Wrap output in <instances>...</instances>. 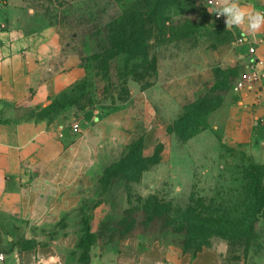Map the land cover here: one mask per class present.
Instances as JSON below:
<instances>
[{
	"label": "rangeland",
	"instance_id": "obj_1",
	"mask_svg": "<svg viewBox=\"0 0 264 264\" xmlns=\"http://www.w3.org/2000/svg\"><path fill=\"white\" fill-rule=\"evenodd\" d=\"M133 1L11 0L23 8L30 28H62L65 41L83 57L89 75L75 90L60 95L59 104L73 96L83 103L84 95L91 91L99 119L110 111L123 110L126 121L116 140L95 135L85 139L71 122L74 137L65 144L63 156L25 166L20 191L0 204V253L16 247H46L65 253L70 264H90L92 260L123 264L121 257H136L155 246L164 252L178 251L188 260L201 245L200 253L210 251L217 259L216 263L205 260V264H264V209L252 233L233 223L234 217H241L253 204L249 174L262 170L251 147L253 124L242 122L235 76L230 77L229 89L218 86L226 79L225 73L240 66L231 33L213 17L207 0H178L170 10L171 36L163 44L130 63L125 55L115 57L106 76L97 75L96 60L91 56L99 52V40L86 35L87 27L115 21ZM155 39L153 36L151 41ZM205 96L214 98L202 117L207 127L180 141L169 132L170 127L186 105ZM52 110L60 111V106ZM138 142L146 155L163 143L158 168L144 180V173L136 180L141 167L136 164L128 179L116 180L114 189H104L98 180L104 167ZM66 150L87 154L75 158ZM83 163L102 168L92 175L93 185L78 172L77 166ZM153 196L171 207V212L186 209L196 215L194 222L186 227L178 222L144 221L156 211L161 214L159 206L145 208L147 198ZM128 207L136 210L139 223L132 227L109 224L110 230L126 237L94 236L111 216L123 218ZM213 213L223 215L225 222L201 225L197 215L211 218ZM215 232L220 234L212 235Z\"/></svg>",
	"mask_w": 264,
	"mask_h": 264
},
{
	"label": "crops",
	"instance_id": "obj_2",
	"mask_svg": "<svg viewBox=\"0 0 264 264\" xmlns=\"http://www.w3.org/2000/svg\"><path fill=\"white\" fill-rule=\"evenodd\" d=\"M239 2L250 10L264 11V0ZM24 12L11 0H0V204L20 191L27 164L31 165L38 159L51 160L63 156L65 144L74 137L69 127L74 120L78 119V132L82 131L85 139L95 135L110 140L120 139L126 121L123 110H115L103 119H99L94 108L79 113L73 105H68L57 114L46 112L54 99L87 76V69L80 52L65 41L62 28L44 25L32 29ZM229 31L233 35L231 41L242 69L250 59L251 46L257 48L256 57H264V29L255 35L236 28ZM239 37L243 41L240 42ZM261 85L264 86V81L239 91L241 99L238 103L244 116L242 122L253 124L252 151L264 163V123L261 121L264 116V87ZM66 151L67 155L75 158L87 154L86 151ZM158 165L160 163L154 169L145 171L143 180L147 174L154 173ZM77 167L90 185L95 183H92V175L102 170L92 163ZM162 250L160 246H155L136 257L128 255L121 259L123 264L217 262L210 251L199 252L186 260L187 255L182 256L178 251ZM3 254L0 264H70L65 253L46 247H16ZM90 264L102 263L92 260Z\"/></svg>",
	"mask_w": 264,
	"mask_h": 264
},
{
	"label": "trees",
	"instance_id": "obj_3",
	"mask_svg": "<svg viewBox=\"0 0 264 264\" xmlns=\"http://www.w3.org/2000/svg\"><path fill=\"white\" fill-rule=\"evenodd\" d=\"M177 1L178 0H135L131 5L128 6L127 9H124L123 13H121L119 18L115 21L111 23L102 21L98 23L94 22L92 25H90V27H87V30L90 32V34L87 32L86 35L92 37L95 36L97 40H99L100 50L98 53H95L91 56L96 60V63L93 65L96 74H103L106 76L107 72L110 70V60L115 57L122 58L125 55L126 61L130 63L134 58H137L140 55L148 56V51L153 46L163 44L169 38V36H171L169 35V30L172 29V26L169 24L170 18L172 16L170 10L177 3ZM209 9L211 10V14L214 17L213 10L210 7ZM218 21H220L223 27L226 28L224 21ZM87 30H85V32ZM153 36H155L156 39L151 41ZM231 38H233V35H231ZM84 66L87 69L88 76L89 70L86 65ZM241 71V65L239 66V69L238 67H234V69L225 73L227 74L226 79L218 82V86L221 87V89L223 87L229 89V83L231 81L230 77L235 76V82ZM85 78L79 81V83L74 85L71 89L75 90L81 82L85 81ZM222 93L223 91L220 92V95ZM84 98L86 101L83 103L80 102V99L77 96H73L71 98H67V100H62L63 102L60 104V99L56 98L45 110L51 115L61 112L68 105H73L77 110L93 108L94 97H92L91 91L90 93H86ZM212 101H214L213 97L205 96L200 97L196 101L186 105L183 114L170 127L169 132L175 134L180 141H186L200 133L204 128L207 127V123L202 119V117L207 114V106ZM58 105L60 106V111L52 110ZM111 112L113 111H110L109 113ZM163 149V143H159L157 149L152 154L146 155L143 152V146H141L139 142L137 144H132L131 148L127 152H124L121 158L111 161L107 166L104 167L101 176L98 179L99 183L102 184L106 190L114 189V182L122 178L128 179L130 171L136 164L141 165L140 170L138 171V178L136 179L139 180L145 171L151 170L155 165L163 161V158L161 157ZM258 162V166L261 168L262 172L260 174L251 172L248 176L252 185V192L250 193V197L252 198L253 202L252 207H250L247 212L242 213L241 217L236 216L233 218L234 224L245 227L244 230H247L249 233H252L255 230L257 219L264 209V163L260 161ZM146 201L148 203L145 206L146 209L148 207H153V205L156 207L159 206L161 209V214L157 215L156 211V214L145 217V220L142 219L146 222L154 220L160 222L162 225H174L178 222L187 227L188 225L192 224L196 218L194 217L196 215L191 214L186 209L180 210L179 212H171V207L166 208L167 205L154 196L147 198ZM135 212L136 210L134 208L128 207L121 214L123 216V218H120L121 220L114 219L111 216L109 220H107V223H102L100 230L94 236L96 238L98 236L100 238L107 236L109 240H113L116 237H126L127 234L120 236L121 234L117 235V232L110 230L109 224L112 226L116 223L132 227L136 223H139L138 214ZM191 212H195V210L193 209ZM197 216L198 219H201L200 222L202 221L201 225L212 224L217 226L218 224L222 225V223H224L226 220L223 215L216 217L214 213L211 218H205L201 215ZM109 230L111 232L106 235V232ZM218 234L220 233L215 232L212 235ZM243 235L246 236V231ZM198 237L201 238L203 236L198 235ZM202 248L203 247L199 245L194 252V255L201 251Z\"/></svg>",
	"mask_w": 264,
	"mask_h": 264
},
{
	"label": "clouds",
	"instance_id": "obj_4",
	"mask_svg": "<svg viewBox=\"0 0 264 264\" xmlns=\"http://www.w3.org/2000/svg\"><path fill=\"white\" fill-rule=\"evenodd\" d=\"M215 5V15L225 18L227 30L236 28L255 35L264 29V11L250 10L239 0H215Z\"/></svg>",
	"mask_w": 264,
	"mask_h": 264
},
{
	"label": "built area",
	"instance_id": "obj_5",
	"mask_svg": "<svg viewBox=\"0 0 264 264\" xmlns=\"http://www.w3.org/2000/svg\"><path fill=\"white\" fill-rule=\"evenodd\" d=\"M207 5L213 10L214 17L218 20L224 21V17H217L215 15V0H207ZM240 42L243 41L242 37L238 39ZM257 48L255 46H251L249 48V61L244 65V68L237 76L234 82V88L236 91H241L244 89H249L255 87L257 83L264 81V57H256ZM262 86V85H261ZM260 86V87H261ZM264 87V86H262ZM261 121L264 123V116H262ZM72 128L75 132L80 130V124L78 119L75 120L72 124ZM0 258H4V254L0 253Z\"/></svg>",
	"mask_w": 264,
	"mask_h": 264
}]
</instances>
